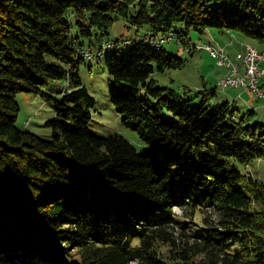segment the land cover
Listing matches in <instances>:
<instances>
[{
	"label": "trees",
	"instance_id": "trees-1",
	"mask_svg": "<svg viewBox=\"0 0 264 264\" xmlns=\"http://www.w3.org/2000/svg\"><path fill=\"white\" fill-rule=\"evenodd\" d=\"M121 18L148 29L106 41ZM208 30L264 51V0H0V264H264V179L245 172L264 163V126L237 118L234 101L212 104L215 89L190 99L151 79L184 68L152 41L197 49L191 32ZM101 59L111 105L144 151L89 130L95 101L79 70ZM59 89L52 139L15 126L17 94Z\"/></svg>",
	"mask_w": 264,
	"mask_h": 264
},
{
	"label": "rangeland",
	"instance_id": "rangeland-1",
	"mask_svg": "<svg viewBox=\"0 0 264 264\" xmlns=\"http://www.w3.org/2000/svg\"><path fill=\"white\" fill-rule=\"evenodd\" d=\"M138 10L139 5L137 2L130 8V14L134 15L138 12ZM66 17L74 25L75 18L72 10H68L66 12ZM128 27V21L121 18L109 31V36L106 41L112 42L119 38L125 39L127 37L134 38L136 36H142L148 29V27H144L140 31L136 32L135 28L132 27L128 29ZM173 31H184V25H174ZM93 32L97 33V30H94ZM71 34L72 36L77 34L75 26L72 27ZM190 39L191 43L197 47V49L193 47L195 53L192 55L188 54V52L184 50L180 44L172 43L165 44L163 46L171 55L183 60L184 68L181 70H170L164 73L156 72L151 77V79L156 82V86L160 88H172L179 93L188 91L187 96L190 99H194L198 95V92L204 88L215 89L216 95L211 101L212 104L234 101L238 108V112L235 115L237 118L240 119L245 116L246 121L251 126L256 124L264 126L263 101L257 98L250 90H244L243 88L223 89L218 82L224 77V75H226V69L222 66H216L215 61L210 57L203 46L210 41H214L226 48V46H229L228 44L231 43L232 45L230 48L226 50L232 52V54L233 52L239 50L241 41L250 44L249 46L256 48L258 51H261V48L254 42L235 34H230V36H219L215 34L213 30H208L204 35L191 32ZM94 42V38L81 40L78 46L81 45L82 48L86 49ZM156 43L157 40L152 41V44ZM121 51H126L125 46L121 48ZM234 57L235 53L230 58L233 60ZM79 76L83 86L87 89L89 95L95 101L92 118L88 126L89 130L100 136L119 135L126 139L137 151L141 152L146 150L147 146L141 143L138 134L123 125L122 119L118 116L115 109L111 105L109 98L111 80L107 74L104 59L99 61L94 60L91 63V68H89L87 63L83 64L80 67ZM59 91L60 89L56 91H43V93L50 96L53 100H48L40 94H17L16 102L19 108V113L15 126L18 129L30 132L41 139H52L53 129L47 124V122L55 117L56 103H60L62 101L63 95ZM242 91L243 93H241ZM199 99L200 96L196 99V101ZM251 107L254 108L252 109ZM252 112L254 114L250 115L249 113ZM245 172L259 179H264V163L262 161H256L251 166L247 167ZM174 213L178 221H183L189 227H195L196 224L204 226L201 222V215L193 217L188 215V217H186L185 213L177 209ZM176 231L179 232V229L177 228ZM162 251L163 255L166 257L168 253L167 248L162 247ZM13 257H15V255ZM44 261L45 262H42L39 258L24 259L21 257L13 264H47L46 260Z\"/></svg>",
	"mask_w": 264,
	"mask_h": 264
},
{
	"label": "built area",
	"instance_id": "built-area-1",
	"mask_svg": "<svg viewBox=\"0 0 264 264\" xmlns=\"http://www.w3.org/2000/svg\"><path fill=\"white\" fill-rule=\"evenodd\" d=\"M168 35V34H166ZM160 43L171 44L179 42L180 39L172 36V42H164V36L159 38ZM209 42V41H208ZM102 44H111L105 42ZM203 48L208 52L210 57L215 61L216 66H225L226 75L218 82L223 89H240L250 90L257 98L263 101L264 105V89L260 87L261 81L264 79V51H251V48L243 46L237 51L233 61H226L227 50L214 41L205 44ZM193 50V45L188 46L186 51ZM93 53L96 59L97 47L86 51Z\"/></svg>",
	"mask_w": 264,
	"mask_h": 264
},
{
	"label": "bare ground",
	"instance_id": "bare-ground-1",
	"mask_svg": "<svg viewBox=\"0 0 264 264\" xmlns=\"http://www.w3.org/2000/svg\"><path fill=\"white\" fill-rule=\"evenodd\" d=\"M164 42H172V37H165L164 38ZM158 44H160V41H157ZM156 43V44H157ZM105 45L102 47L104 49ZM248 48H251V51H258L256 48L252 47V46H247ZM96 55H99V53H96ZM93 57V53H89L88 54V58ZM226 61H233L227 54H226ZM223 68H225V66H222ZM226 69V68H225Z\"/></svg>",
	"mask_w": 264,
	"mask_h": 264
},
{
	"label": "crops",
	"instance_id": "crops-1",
	"mask_svg": "<svg viewBox=\"0 0 264 264\" xmlns=\"http://www.w3.org/2000/svg\"><path fill=\"white\" fill-rule=\"evenodd\" d=\"M224 35L230 36V33H225ZM228 45H229V46H226V49L230 48V46H231L232 44L229 43ZM244 45L249 46L250 44H247V43H244V41H241L240 48H239V50H237V51H240ZM237 51L233 52V54H234V53L236 54ZM227 53H228V55H229L230 57L233 55L232 52L227 51ZM234 58H235V57H234ZM263 65H264V63H262V65H261L262 68H263ZM263 69H264V68H263ZM225 74H226V73H225ZM224 76H225V75H224ZM241 93H243V91H242ZM249 105H250V104H249ZM251 105H252V104H251ZM251 108L253 109L254 107H251Z\"/></svg>",
	"mask_w": 264,
	"mask_h": 264
}]
</instances>
